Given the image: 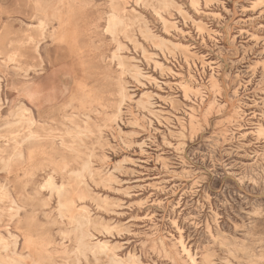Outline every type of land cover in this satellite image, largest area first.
<instances>
[{"label": "rangeland", "instance_id": "1", "mask_svg": "<svg viewBox=\"0 0 264 264\" xmlns=\"http://www.w3.org/2000/svg\"><path fill=\"white\" fill-rule=\"evenodd\" d=\"M117 1L132 23L116 38L104 31L110 0H64V27L52 17L46 35L63 33L64 39L45 40V70L29 84L56 93L43 106L58 142L62 137L72 145L68 132L88 118L91 131L74 142L81 158L58 144L26 145L29 172L16 170L15 160L8 174L0 161V183L20 192L24 184L26 191L40 190L13 220L0 202V231L9 227L24 255L31 237L32 249H48L38 255L57 264L81 231L106 247L97 244L79 264H130L136 258L141 264H264V0H170L166 7L157 0ZM20 17L25 23L0 10V38L6 36V45L15 40L11 48L22 35L39 34L37 19ZM22 99L4 87L1 149L10 132L6 121ZM89 160L94 173L78 186L60 169L63 162L78 169ZM49 176L72 186L74 209L86 216L78 217L79 224L61 216L60 198L42 188Z\"/></svg>", "mask_w": 264, "mask_h": 264}, {"label": "bare ground", "instance_id": "2", "mask_svg": "<svg viewBox=\"0 0 264 264\" xmlns=\"http://www.w3.org/2000/svg\"><path fill=\"white\" fill-rule=\"evenodd\" d=\"M139 1H145V0H139ZM157 1L163 7L164 6L166 7V6H168L170 4V0H157ZM63 3H64V0H14V1L12 0V2H10V3L8 2L7 4H5V3L1 2V4H0V10L2 11V15L11 16L12 19H19V20H21L24 23H25L24 17H20V15H24V16H27L29 18H35V19H37L38 22L36 23V28L39 31L38 36H34L33 34H27V35L25 34V35H22V37L20 39H17L18 40V43H19V46L18 47H14V48L13 47L11 48L10 46L15 45V43H16V42H14L15 40H11L8 43V45H6L5 44V41H4L5 38H6V36H5V38L4 37L3 38H0V58H2L1 59V63H0L1 64V67H0V109L2 107V104H1V96H2V93L4 91V87L6 89L16 91L17 95L23 96L25 98V99L20 100V103H18V105L14 107L15 110L11 113V117L6 121L7 126H9V128H10V132L8 133L7 136H4V138H5V140L3 142L4 145H3V149L0 148V153H6L7 155H4V154L1 155L0 156V161L3 163L2 168L5 171H7L8 174H9V172H11L13 170V162L15 160H17V162L20 165L19 168H16V170H19V171L20 170H25V171H28V172L31 170V169H29L26 166L27 164H25L26 161H27L26 154H25V151H24V148H25L26 145L27 146H32V147H40V146L44 147V146H48V147L55 148L56 145L58 144V145H60V147H63V146L64 147H69V149L71 151H73L74 153H76V157L77 158H81L80 152H79V150L77 149V147L75 145L76 143L74 144V142L78 138L81 139V135L84 134L86 131H91V123H90L91 121H90V118H88L85 121L84 126L83 125L82 126L81 125L76 126L77 128L75 129V133H72L71 131L68 132L71 135L72 139H73L72 140L73 143H70L72 145H67L65 143L64 138H62L61 136H60L61 137L60 138L61 142H58V139H57L58 136L53 133V131H55V130L52 131L47 126L48 125V118L49 117H47V119H46L47 113H46V111L44 109V106H43L44 104H46L45 102L55 101V99L57 98L56 97L57 95H55L56 93L55 94L53 93L54 94L53 95L52 92H48V94H45L42 90H36V88H34V87L32 88L30 86V84H29L31 81H33V76L39 75V74H41L45 70L46 59H45L44 53L42 51V48H43L42 47V44L45 42V40L47 38H49V37L55 40L56 39V36H59L58 38H60L61 40L64 39V38H61V36H62L63 33L58 34V33L55 32L51 36H47L46 35V31L48 29V26L50 25V23L52 22V20H54L53 18L59 19L61 21V23H62L61 26L64 27V24H63L64 22L62 20V16L60 15L61 14L60 12L62 10V7H64L63 6ZM110 3H111V7H110L109 15L105 19L106 20V22H105L106 26H105L104 31L105 32H108L109 34H111L113 38H116V36L118 34L123 33V32L124 33L127 32V29H128L129 24L132 23V18L130 16V14L128 15L126 13V11H124V8H122L118 4L119 2L117 0H110ZM262 3H264V2L262 1ZM51 12H52V14H51ZM164 24H166V21H164ZM27 25L31 26V25H34V24L33 23H27ZM7 30H8L7 33H6L7 35L10 34V33H12V28H9ZM145 32L149 36H153V34L150 31V28L149 27H146L145 28ZM63 35L65 36V34H63ZM234 37H235V35H234ZM216 44H217V42H216ZM16 45H18V44H16ZM122 45L123 44H120V42H119V49H122ZM164 46H166V45H164ZM117 48H118V46H117ZM175 48H176V45H175ZM166 49H167V47H166ZM114 52H116V51H114ZM112 55H113L114 58H117V59L120 60L119 63L121 65H125V63L122 61L123 59H122V57L120 55L113 54V52H112ZM48 59H49V57H48ZM32 60H35L36 64H34V65L33 64H27L29 61H32ZM110 60H111V58H110ZM49 62H50V59H49ZM162 66L160 67V71L162 70ZM169 72L171 73V71H169ZM172 72H174V71H172ZM250 72H251V70H250ZM121 73L123 74L122 70H121ZM122 74H120V76H123ZM236 74L238 75V73H236ZM254 74H255V72H254ZM180 75H182V74H180ZM140 76H141V74H140ZM163 83H165V82L163 81ZM143 85H144V83H143ZM187 88H188V86H187ZM190 90L192 92L193 89L190 88ZM194 92H196V91H194ZM120 95H121L122 98H124V97L127 96L126 88L121 83H120ZM130 96H132V95H130ZM26 100H28L27 102H30L31 104H33V106H35L37 108L36 109V111H37L36 113H35L34 108H32L26 102ZM117 105H118V108H119V104H117ZM96 111H98V110H96ZM119 113H120V111H119ZM98 114H99V112H98ZM108 115H110V114H108ZM114 116H113V118H114ZM156 119H158V118H156ZM99 127L100 126H98V128ZM110 127H112V126H110ZM262 129H264V128H262ZM250 131H252V130H250ZM260 131H261V129H260ZM130 132H132V131H130ZM126 143L127 142H125V144ZM125 146H127V145H125ZM31 154H33V153H31ZM261 154H263V153H261ZM32 158H33V156H30L29 157V159H31V160H32ZM90 162H91L90 160L89 161L82 162L81 166L78 169H69V167H68L69 166V163L68 162H63L62 163V166L60 167V169L64 173H67V174L70 173V174H72L73 177H74L73 182L75 180V184L78 186V185H80L82 183V179H83V177L85 175H87V174L92 175L94 173L93 168L90 165ZM115 170H116V167H115ZM131 173H133V172H131ZM133 174H136V173H133ZM73 182H71V184ZM247 183H249V182H247ZM60 184H61V182H60ZM9 185H10V182L9 183L8 182L0 183V202H3L5 204L4 212H6V214L8 215V217H10L13 220V218L18 217L20 215V211L21 210H23L24 208L26 210L27 204L33 203V201H34L33 194L34 195L35 194H38L40 190L38 189L37 192L35 190L34 193L29 192V191H26V187L27 186H26V184H24L23 190L20 192V191H17V189L12 188ZM69 185L70 184H68V185L67 184L58 185V184L55 183L53 177L49 176V177H47L45 179V182H44L43 186L42 185L41 186H42V188H47V189L50 190V192H51V193H49L50 196L53 193L54 194L56 193L57 196H58V198H60V201H59V206H60L59 213H60V215L63 216V217H67L68 220H70L73 223L76 222V223L79 224L80 220L78 219V217L79 218H81V217H84L85 218L86 216L84 215L83 212L78 213V212H76L77 210L74 209V205L75 204H74V201H73V199L71 197V192H70V189H71L72 186H69ZM48 198H50L49 199V201H50L52 197H48ZM19 201L21 203L23 202V204L19 203ZM24 203H26V204H24ZM98 208H99V206H98ZM88 221H89V219H88ZM129 227H130V225H129ZM106 232H107V230H106ZM221 233H224V232H221ZM235 235H237V234H235ZM91 238H92V235H90L86 231H81V232L75 233V239H74V243H73V248L64 246V248H63V250L61 252V253H63V257L65 259V261H64L63 264H71V262H70L71 260H73V264H79L80 263V260H81V257L85 256L86 255V252H88V251L95 252V250H96L95 247L97 246V244L100 245V246H102V247H106V245L103 244L104 242L103 243H100V242L94 243V242L91 241ZM31 242H32L31 237H28V239H27L28 246L27 247L29 248L30 251L28 252L27 255H24L22 253H19L18 250H17L18 249L17 248L18 236L15 233H12L10 231V228L9 227H6V234H3L0 231V263L1 264H57V263L54 262L53 258L51 256L47 255V254L46 255H43V256L42 255H38V254H40L43 251H48V249H45L44 247H42V248H33L32 249ZM62 242H60V243H62ZM114 243H116V242H114ZM181 244L183 245L182 242H181ZM31 249L34 250V252H32ZM183 250L187 253V255L189 254L188 249L184 245H183ZM134 254H135V252H134ZM205 255H208V254L206 253ZM189 256H190V254H189ZM136 259L131 260V263L130 264H141L140 261L138 259L137 260ZM192 260L194 261V259H192Z\"/></svg>", "mask_w": 264, "mask_h": 264}]
</instances>
